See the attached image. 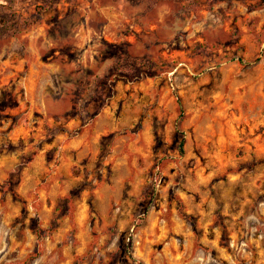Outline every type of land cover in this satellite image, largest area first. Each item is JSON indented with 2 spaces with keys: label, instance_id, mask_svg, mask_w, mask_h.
<instances>
[{
  "label": "rangeland",
  "instance_id": "1",
  "mask_svg": "<svg viewBox=\"0 0 264 264\" xmlns=\"http://www.w3.org/2000/svg\"><path fill=\"white\" fill-rule=\"evenodd\" d=\"M258 1L0 0V264H264Z\"/></svg>",
  "mask_w": 264,
  "mask_h": 264
},
{
  "label": "trees",
  "instance_id": "2",
  "mask_svg": "<svg viewBox=\"0 0 264 264\" xmlns=\"http://www.w3.org/2000/svg\"><path fill=\"white\" fill-rule=\"evenodd\" d=\"M257 7L263 8L264 7V0H259L257 3ZM179 150H180V153L182 154L183 153L182 143H180V145H179Z\"/></svg>",
  "mask_w": 264,
  "mask_h": 264
}]
</instances>
